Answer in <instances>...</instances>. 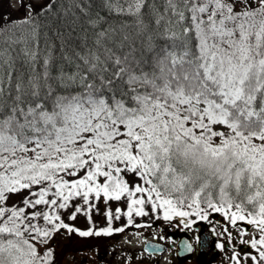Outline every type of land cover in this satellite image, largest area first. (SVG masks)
I'll return each mask as SVG.
<instances>
[{"label":"snow or ice","instance_id":"snow-or-ice-1","mask_svg":"<svg viewBox=\"0 0 264 264\" xmlns=\"http://www.w3.org/2000/svg\"><path fill=\"white\" fill-rule=\"evenodd\" d=\"M88 7L61 6L66 32L54 30L42 55L32 16L21 23L34 47L13 56L24 41H0V264H52L57 231L93 235L61 210L78 199L69 219L90 220L101 197L109 224L113 200L127 202L129 223L146 203L165 219L212 210L246 221L258 235L243 243L258 255L245 258L264 264V0H103L136 32L108 24L91 45L87 30L72 35V9Z\"/></svg>","mask_w":264,"mask_h":264},{"label":"trees","instance_id":"trees-1","mask_svg":"<svg viewBox=\"0 0 264 264\" xmlns=\"http://www.w3.org/2000/svg\"><path fill=\"white\" fill-rule=\"evenodd\" d=\"M49 0H21L20 6L15 7L13 5V0H0V28H5L6 31L3 35H0V41H4L6 39H13V40H22L24 43H17L13 44L11 46V49H14L12 51L13 56H17L18 53H20V50L22 47L25 46V43L29 48L34 47L33 39H32V30L30 25L22 24L21 22L26 18V16H32L34 17L32 23L35 25H38V32L36 34V39L39 42V50L41 55L44 53L45 50V44L48 41H55V37L53 36L54 30H61L62 32H66V20L65 18L60 15V9L61 6L67 7L69 0H53V10L51 12L47 11V9L44 7ZM159 3V0H157ZM121 4H124V0H120ZM90 5V7H88ZM85 6L88 7L89 16H84L79 12L78 9L73 8L72 11L75 12L76 16L80 17L79 21L76 24V32L72 33L73 36H76L78 33H80L82 30H87L88 33V44L91 45L92 38L94 36L95 31H99L102 28H106L108 24H112L114 26H120L121 24H127L128 27L126 31L129 34H134L136 32L135 27V18L128 15H116L115 13H109L107 9L103 7V0H85ZM126 7V5H124ZM97 14L99 16L104 17L107 23H104L101 25L99 29H92L89 27L86 23L88 19H95ZM71 18V13L69 14V19ZM145 23H150V19L146 16L145 17ZM156 43L158 45L162 44L163 41L157 40ZM72 44L77 48V50H80L79 47V41L74 40L72 41ZM137 47L140 46L139 41H137ZM8 45L0 42V48H7ZM58 54V53H57ZM19 66V63H18ZM68 71H71V69H66ZM128 179V177H126ZM129 180V179H128ZM137 182H139L137 180ZM204 196L202 195V199ZM213 198H217V193L213 191ZM14 200H18L19 197H14ZM82 201L80 200H74L73 206H70L66 210H61V217L64 220L65 223L69 224L70 227L79 229L80 231H87L89 229L92 230L93 235L90 236H78V241L71 243L72 246L79 247H87V246H99L102 249L106 247V245L113 246L112 248H117L119 240L122 238L125 232H127L128 228H134L138 229L140 225H153L158 222H164L165 224L170 227V224L177 219L179 222H181L182 225L185 226H192L197 225L199 223L203 222H211V214L216 213L215 211L208 210V215L206 219H200L195 214L189 215L187 217H181V216H173L171 219H165L164 218V211L163 209L157 207L153 208L151 204H145L144 205V212L146 215L140 216L136 215L135 212L133 213L131 217V223H129V217L127 216V210L125 211L126 214V220H122L121 217L119 219L116 218V216L113 218L109 224V221L106 217V222H98V218L102 217L103 211H107L105 207V200L103 197L99 201L96 202V208H94L90 215L91 219L89 220L90 224L86 228H80L77 227L78 221H85L86 216L84 212H79L76 214V218L74 220L69 219L72 212L74 211V206L76 204H80ZM187 203V202H186ZM108 206L112 207L116 210L117 208L120 209L119 201H109ZM204 207L205 205H201ZM98 209V210H97ZM185 211H191L190 209L186 208ZM121 213V211H120ZM223 217V213L218 212ZM119 214V213H118ZM88 217V216H87ZM41 223H43L41 221ZM164 225V224H162ZM111 227L113 231L111 234H105L103 232H100L101 229ZM117 228H123V231H115ZM65 229H60L57 231L53 237L48 241L47 247L51 248L53 250V259L52 264H66V249L61 247L60 245H57V235L61 231ZM97 232H100L99 235L95 234ZM79 233V232H77ZM254 234L258 235V231H256ZM251 238L253 237V235ZM250 238V239H251ZM249 239V240H250ZM244 244L245 250L242 252V260L240 261V264H254V261H252L250 258H245L247 254L251 255H258L256 252V249L251 248V246L247 243H241ZM70 247V246H68ZM111 250V249H110ZM110 254H114L115 251L111 250L109 252ZM122 264H153L148 263L146 260H140V259H134L133 257H127L124 260V263ZM178 264V263H175ZM195 264H200L196 262Z\"/></svg>","mask_w":264,"mask_h":264},{"label":"rangeland","instance_id":"rangeland-1","mask_svg":"<svg viewBox=\"0 0 264 264\" xmlns=\"http://www.w3.org/2000/svg\"><path fill=\"white\" fill-rule=\"evenodd\" d=\"M21 0H13V5L19 7ZM129 182L134 179L128 176ZM138 180V178H135ZM121 213H117L122 220H126L125 211L127 210V202L125 200L119 201ZM114 217L116 211L112 207ZM217 220V219H216ZM213 220L212 221V235H216V248L204 246L202 250L198 248V236L194 237L195 251H193V259L189 260L187 257H183L182 261L175 254L176 241L168 235L167 224L164 222H158L153 225H140L138 229L128 228L122 238L119 240L118 247L112 248L111 245H106L105 248L99 246H87V247H74L72 242L78 241L77 237L80 234L77 232H69L67 229L58 233L56 241L57 245L66 249L67 257L66 264H122L127 257H133L134 259L146 260L148 263L164 264V263H178V264H236L234 259V253L239 254L240 261L242 260V252L245 250L243 241H247L251 238L252 234L256 231L252 229L249 232H245L242 227L237 226L232 228L229 232H225L224 224ZM106 222L105 211L102 213V217L98 218V222ZM90 224L88 217L85 221L81 220L77 222V227L86 228ZM165 224V227L161 226ZM175 225L181 228L182 224L175 219L171 224L170 229H175ZM198 226H190L189 230L193 235L200 233ZM229 233L231 236H229ZM163 240L167 243L168 249L162 253H148L144 251V241L146 238H155ZM222 245V247H221ZM70 246V247H68ZM114 250V254H110L111 250ZM199 251V253H197ZM199 256V257H198ZM160 259V260H159Z\"/></svg>","mask_w":264,"mask_h":264},{"label":"water","instance_id":"water-1","mask_svg":"<svg viewBox=\"0 0 264 264\" xmlns=\"http://www.w3.org/2000/svg\"><path fill=\"white\" fill-rule=\"evenodd\" d=\"M241 225L245 228V230H247V228L251 226L247 222H242ZM188 246H190V249ZM145 247L150 252H156V251L162 252L166 249V245L163 242H159L153 239L148 240L145 243ZM191 252H192V245L189 242V237L187 236V234L181 235L180 240H179V246L177 249V254L189 256Z\"/></svg>","mask_w":264,"mask_h":264}]
</instances>
